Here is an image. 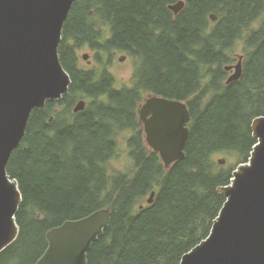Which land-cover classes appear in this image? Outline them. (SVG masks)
I'll return each instance as SVG.
<instances>
[{
    "label": "trees",
    "instance_id": "1",
    "mask_svg": "<svg viewBox=\"0 0 264 264\" xmlns=\"http://www.w3.org/2000/svg\"><path fill=\"white\" fill-rule=\"evenodd\" d=\"M176 1L73 2L58 48L68 92L32 111L6 166L22 200L18 236L0 264H35L48 230L106 207L109 224L87 264H180L208 235L225 201L217 187L247 161L251 121L264 114V0H184L174 15L168 5ZM238 43L242 74L226 84ZM83 48L93 53L90 69L79 64ZM117 53L137 60L130 87H116L109 72ZM148 93L184 101L191 117L185 157L169 168L138 120ZM81 98L86 107L74 113ZM123 142L130 167L109 170Z\"/></svg>",
    "mask_w": 264,
    "mask_h": 264
},
{
    "label": "water",
    "instance_id": "2",
    "mask_svg": "<svg viewBox=\"0 0 264 264\" xmlns=\"http://www.w3.org/2000/svg\"><path fill=\"white\" fill-rule=\"evenodd\" d=\"M74 1L0 0V252L19 233L15 216L22 198L17 181L6 170L9 158L21 143L32 111L43 109L46 101L60 100L71 84L58 48ZM184 6V0H177L168 8L177 15ZM209 17L217 20L214 13ZM88 56L85 52L82 57ZM236 58L235 64L224 66L233 70L226 84L242 74L243 55ZM85 107L81 98L72 111ZM137 115L146 145L159 154L165 168L184 159L191 120L184 101L148 94ZM250 128L256 142L247 161L236 166L229 184L217 187L225 201L208 235L182 256L180 264H264V114L254 117ZM217 162L224 164L225 159ZM153 200L152 191L147 203ZM109 220L106 207L51 228L35 264H87L88 251Z\"/></svg>",
    "mask_w": 264,
    "mask_h": 264
},
{
    "label": "rangeland",
    "instance_id": "3",
    "mask_svg": "<svg viewBox=\"0 0 264 264\" xmlns=\"http://www.w3.org/2000/svg\"><path fill=\"white\" fill-rule=\"evenodd\" d=\"M262 18H264V17H262ZM262 18H260L258 21H256L254 26H257L259 24L260 20H262ZM85 52L89 54L87 59H83V57H82ZM234 54H235V56H234L235 59L231 64L236 63V60H237L236 55H238V54L243 55L241 43H238L235 46ZM121 56H124V59L122 61L119 60V58ZM78 57H79V64L83 68L90 69L91 67H93V65H95L93 53L87 48H83V49L79 50L78 51ZM136 62H137V60H135L134 58L130 57L127 54L117 53L115 55V57L111 60L109 66H108V69H109V72L112 74V76L115 79L116 87H118V88L130 87L132 85V77H133ZM231 64H229V65H231ZM227 77H228V75H226V78ZM144 97H145V95H144ZM121 134L122 135H130V131L129 132L125 131ZM219 158H224V156L222 154H218L217 156L215 155L216 160H218ZM130 164H131V162H130V159L128 158V155H127V147L125 146V143L123 142V143H121V145L119 147V151H118L117 156L112 158L110 160V162H108L107 167L109 170H112V171H118V170L120 171V170H126L128 167H130Z\"/></svg>",
    "mask_w": 264,
    "mask_h": 264
},
{
    "label": "flooded vegetation",
    "instance_id": "4",
    "mask_svg": "<svg viewBox=\"0 0 264 264\" xmlns=\"http://www.w3.org/2000/svg\"><path fill=\"white\" fill-rule=\"evenodd\" d=\"M232 72H233V70L227 71V75H230ZM148 94H154V93H148ZM148 94H146L145 97H146ZM145 97H144V98H145ZM144 98H143V99H144ZM143 99H142V101H143ZM142 101H141V102H142ZM141 102H140V103H141ZM140 103H139V104H140ZM138 106H139V105H138Z\"/></svg>",
    "mask_w": 264,
    "mask_h": 264
}]
</instances>
